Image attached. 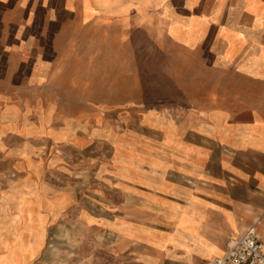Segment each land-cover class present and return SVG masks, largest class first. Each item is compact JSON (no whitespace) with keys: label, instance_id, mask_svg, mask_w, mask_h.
<instances>
[{"label":"crops","instance_id":"0c3cea01","mask_svg":"<svg viewBox=\"0 0 264 264\" xmlns=\"http://www.w3.org/2000/svg\"><path fill=\"white\" fill-rule=\"evenodd\" d=\"M142 39L150 72L182 55L156 101L142 98ZM47 102L49 129L14 106ZM31 137L114 168L111 191L49 187L38 164L31 179ZM75 214L115 231L114 264H209L249 225L264 243V0H0V264L42 263Z\"/></svg>","mask_w":264,"mask_h":264},{"label":"rangeland","instance_id":"374dc122","mask_svg":"<svg viewBox=\"0 0 264 264\" xmlns=\"http://www.w3.org/2000/svg\"><path fill=\"white\" fill-rule=\"evenodd\" d=\"M148 45V42L142 39L139 62L140 67L143 68V71L141 73L142 76L140 77V81L141 85H143L144 89L146 90L142 98L143 100L156 101L157 97L163 95L166 90L171 89V92L174 91L175 88L173 87V85L175 84L174 81L177 82V79H174L173 81L170 79L166 80V74L162 71V69L168 68L170 66L169 64L173 65L175 63H178L177 59L182 55L178 54L179 49L176 48L177 50L174 51L177 54L173 56H167L165 60H162V55H160L159 57L155 56V59L153 60V62H151L153 64L154 70L150 72L148 71L149 61L147 51L150 50ZM173 72L177 75L175 71H171L170 75ZM14 106H21L22 108H24L28 116L32 118L31 122H34L36 117L40 120L43 118V127L45 129H49V127L51 126V114L49 113V111H51V105H49L48 102L46 104H43L42 111L37 110L36 113L33 104ZM166 108V106L160 104V106L153 109L154 111H165ZM150 109L152 110L151 103L139 104L138 113H140V120L141 122H143V124L156 125L158 121L141 118L148 117V114L146 113H148ZM27 122L30 123L29 118ZM107 123H112L109 129L114 128L115 125L113 121H107ZM159 127L162 126L160 125ZM109 137L111 138L110 140L112 142L108 140V147L104 149V159L107 160V163L111 161V145L115 136ZM109 137H107V139ZM31 138L32 139L27 142L29 150L27 152H24L26 158L24 159V157H22L23 160H19L22 167H25L28 171L30 170V172H27L26 175H30L31 179L37 177L36 175H34L33 169H31V167L33 164H38L36 172L38 173V176H43L44 185H47L49 187L50 179H52V181L54 182V186H65L66 182L69 181V183H73L76 192L81 193L84 188L85 191L88 190L91 198L94 197L93 193L95 191L93 189L95 188V186L102 187L103 192L109 193L111 191L110 189L112 188H110L109 182L111 181V178L114 177V168H110L109 166L103 168L100 164H98V160H93L91 162L90 160L87 161L86 159H84V155L86 154L83 155L82 152L75 153L76 158L73 162V165H71V152H56V150H49L54 146L51 147L49 144L42 145L41 141H35L34 137ZM33 144H37L38 148H40L41 150L33 151L32 148H36V146H33ZM124 149L125 148H123V150ZM122 151L120 153H122ZM68 159L70 163L69 165H67ZM123 174L127 175L129 174V172L123 171ZM104 180H106V187L104 186ZM63 218L64 220H62ZM63 218L60 219L59 226L55 227L51 232L49 242L45 250L46 257H43L44 259L41 261L42 263L39 264H114V247L117 237L113 229L111 232H106L103 231L105 229L100 230L99 228H97L96 230H90L86 226H83L82 215L78 214H75L74 216V230L72 229V227L71 229H67L66 216H63ZM61 223L64 224V226L60 225ZM108 229H110V227H108Z\"/></svg>","mask_w":264,"mask_h":264},{"label":"built area","instance_id":"2783aa9c","mask_svg":"<svg viewBox=\"0 0 264 264\" xmlns=\"http://www.w3.org/2000/svg\"><path fill=\"white\" fill-rule=\"evenodd\" d=\"M209 264H264V243L255 225H249L239 237L231 239L225 254Z\"/></svg>","mask_w":264,"mask_h":264}]
</instances>
